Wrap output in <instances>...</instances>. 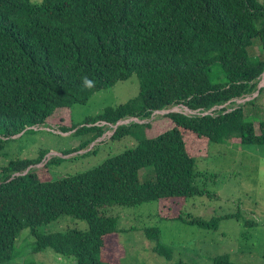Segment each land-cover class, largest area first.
Masks as SVG:
<instances>
[{"label": "trees", "instance_id": "1", "mask_svg": "<svg viewBox=\"0 0 264 264\" xmlns=\"http://www.w3.org/2000/svg\"><path fill=\"white\" fill-rule=\"evenodd\" d=\"M256 42L260 55L250 53ZM133 74L135 97L60 128L80 139L62 156L91 154L107 132L112 142L132 139L131 149L57 179L49 166L62 160L43 164L46 152L0 167V264L14 260L24 229L35 239L32 254L49 249L73 264H116L101 253L104 237L124 231L116 207L155 203L159 220L203 230H217L223 219L238 221L234 215L192 217L184 206L193 197L217 199L206 188L210 177L196 170L212 144L236 139L240 147H264V120L255 127L244 113L264 74L258 0H0V155L11 136L43 127L57 109L85 105ZM85 76L95 88L82 85ZM177 106L194 114L170 112ZM160 111H169L164 117L173 126L152 136L149 120ZM179 201L174 214L173 208L161 211V204ZM62 216L85 222L87 230L40 231ZM143 234L158 256H171L157 228ZM211 264L236 263L224 254Z\"/></svg>", "mask_w": 264, "mask_h": 264}, {"label": "rangeland", "instance_id": "2", "mask_svg": "<svg viewBox=\"0 0 264 264\" xmlns=\"http://www.w3.org/2000/svg\"><path fill=\"white\" fill-rule=\"evenodd\" d=\"M258 1L264 5V0ZM250 53L261 54L257 42L253 44ZM258 88L261 92L253 105L244 107L245 116L255 127L259 121L264 120V74ZM137 93L138 81L133 74L126 81L95 93L85 105L57 109L52 118L46 120L42 129L22 131L9 138L0 155V167L18 160L35 159L40 153L46 152L43 164L50 158L62 160L59 166H49L52 176L57 179L65 175L83 173L98 166L107 157L131 149L135 144L132 139L112 142L109 140L112 132H107L103 140L94 143L91 154L84 156L82 154L85 150H81L61 156V153L75 149L80 139L74 140L69 136L72 132H62L60 128L70 129L72 124H80L86 117L100 114L106 107L123 104ZM255 96L256 94L245 99ZM245 99L235 102L243 103ZM171 111L194 114L181 106L174 107ZM167 112L169 111L157 113L159 115L149 120L152 122V136L173 126L164 117ZM2 130L1 135L5 133H2ZM8 134L12 133L8 131ZM233 143L237 144L238 140L212 144L208 156L196 160V170L205 172L210 177L206 188L216 193L217 199L193 197L187 200L184 208L190 216L204 220L212 216L234 215L239 216L238 221L223 219L219 222L217 230H203L179 222L159 220L156 217L155 203L129 208L116 207L112 210L118 216L120 229L124 231L118 238L115 235L104 237L101 249L103 260L116 264H211L213 258L228 254L236 264H264V147H240ZM179 204L180 201L177 205L161 204V211L168 213V210L173 208L174 214ZM247 223L253 226L245 225ZM148 227H155L160 231L159 243L171 251L169 258L160 257L154 252L155 242H150L143 234V230ZM132 228L135 231L128 232ZM86 230L85 222L68 216H62L40 229L45 233ZM34 240L28 229L22 230L15 242V258L10 264H23L24 261L73 264V259L59 256L49 249L36 254L30 253ZM110 248H115V252L110 251Z\"/></svg>", "mask_w": 264, "mask_h": 264}, {"label": "clouds", "instance_id": "3", "mask_svg": "<svg viewBox=\"0 0 264 264\" xmlns=\"http://www.w3.org/2000/svg\"><path fill=\"white\" fill-rule=\"evenodd\" d=\"M95 81L93 79H90L88 78L87 76L85 77H82V85L85 87V88H88V89H93L95 88ZM37 127V129L35 130H38V129H42V127H39L38 126H35ZM31 129H34L33 127H27L25 130H31ZM54 154H57L54 152ZM62 156V155H61ZM30 168H28L25 173L29 170Z\"/></svg>", "mask_w": 264, "mask_h": 264}, {"label": "water", "instance_id": "4", "mask_svg": "<svg viewBox=\"0 0 264 264\" xmlns=\"http://www.w3.org/2000/svg\"><path fill=\"white\" fill-rule=\"evenodd\" d=\"M160 112H162V111H160ZM134 121H137V120H135L134 119ZM127 122H129V120H127V121H123V122H118L115 126H114V128H116L118 125H120V124H124V123H127Z\"/></svg>", "mask_w": 264, "mask_h": 264}, {"label": "built area", "instance_id": "5", "mask_svg": "<svg viewBox=\"0 0 264 264\" xmlns=\"http://www.w3.org/2000/svg\"><path fill=\"white\" fill-rule=\"evenodd\" d=\"M34 129H37V127H33ZM39 128V127H38Z\"/></svg>", "mask_w": 264, "mask_h": 264}]
</instances>
